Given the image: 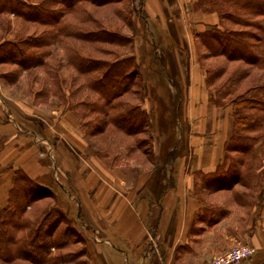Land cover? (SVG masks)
<instances>
[{
	"label": "crops",
	"instance_id": "1",
	"mask_svg": "<svg viewBox=\"0 0 264 264\" xmlns=\"http://www.w3.org/2000/svg\"><path fill=\"white\" fill-rule=\"evenodd\" d=\"M199 1L140 0L137 13L144 24L131 16L139 27L128 54L138 65L139 97L150 98L148 90L154 84L168 115L157 137L159 126H152V159L141 150L143 167L133 160L129 170L107 163L91 148L73 110L38 99L37 90L27 89L13 99L2 87H13L23 75L11 81L0 74V207L7 202L15 169L42 185L54 175L55 188L71 194L84 220L93 243L89 264H109L107 249L138 261L150 241L156 250L155 264H206L238 239L255 248L250 264H264V207L219 204L212 196L228 190L206 189L199 180L200 174L213 172L222 162L231 129L228 108L212 102L213 92L198 60L196 33L219 22L215 12L197 6ZM147 23L157 34L156 42L148 37ZM153 51L161 53L174 87L159 76ZM177 95L181 100L175 112L170 99ZM133 147L122 150L125 157L135 153L138 146ZM171 147L178 150L169 179L155 165L160 151ZM235 208L242 218L232 213ZM218 210L223 213L214 216Z\"/></svg>",
	"mask_w": 264,
	"mask_h": 264
},
{
	"label": "trees",
	"instance_id": "2",
	"mask_svg": "<svg viewBox=\"0 0 264 264\" xmlns=\"http://www.w3.org/2000/svg\"><path fill=\"white\" fill-rule=\"evenodd\" d=\"M85 1L102 6L113 0H0V12L49 27L37 35H16L13 39L0 40V64L16 67L2 76L15 81L22 71L44 66L45 56L50 53L44 47L59 36L79 32L70 23L63 22V18ZM197 6L215 12L219 19L218 24L197 32L195 43L206 84L213 92L211 100L217 106L227 107L231 118L230 134L223 146V160L213 172L200 174V184L209 190H232L238 184L241 190L234 193V202L242 206L256 204L262 208L264 0H200ZM86 34L87 40L132 47L131 37L104 27L89 30ZM67 63L81 78L76 89L69 92L70 96L75 98L77 91L87 92L76 102L84 111L77 112L75 104H67L79 119L87 116V120L80 122L83 134L101 136L109 126L127 137L146 130V112L138 104H129L124 99L129 93H140L135 87L139 82V69L132 55L107 60L80 55L74 50L67 55ZM156 131L161 133L160 126ZM50 195L46 185L32 180L20 169L14 170L7 202L0 207L2 264L17 261L65 263L71 259L69 254L52 251L66 247L73 238L84 242L83 236L71 226L59 208H45L36 219L26 216L28 206ZM221 213L223 211L219 215ZM61 222L65 227H59Z\"/></svg>",
	"mask_w": 264,
	"mask_h": 264
},
{
	"label": "rangeland",
	"instance_id": "3",
	"mask_svg": "<svg viewBox=\"0 0 264 264\" xmlns=\"http://www.w3.org/2000/svg\"><path fill=\"white\" fill-rule=\"evenodd\" d=\"M37 1V0H31ZM140 0H121L120 3L116 1L108 2L102 6H94L91 2L85 1L78 5L72 12L67 13L63 22L70 23L71 27L75 28V30H79L77 35L70 36H59L52 41V43L46 47L44 50L49 51L50 53L45 56V65L37 68H33L28 71H22L21 75L23 77L20 81L11 88L2 87L3 93L11 96V98H18L23 95V92L27 89L31 90V93L36 90L40 93L38 99L45 100L47 103L51 102L52 106L56 104L65 105L70 102L75 104L77 112L84 111V108L80 104H76L77 100L84 97L86 91H77L76 97L72 98L70 96V91L75 90L78 84L81 82V78L77 75L76 70L68 65L67 63V55L71 53V51H76L80 55H90L92 57L112 60L115 57L122 58L124 56H128L130 53L129 44L125 46H118L115 43L111 42H99L93 41L86 38V33L89 30H95L99 27H104L109 30L118 32L121 35H125L133 38V34L136 33L139 28L137 25L135 26L131 20V16L134 15L137 22L144 24V19L141 14H138V11H141V5L139 4ZM82 9V10H81ZM148 29L149 24H145ZM48 26L41 25L35 22H30L23 20L22 18L16 17L12 13L8 12H0V40L2 39H13L16 35L26 36L28 34L37 35L42 33L48 29ZM139 30V29H138ZM148 37L150 40L156 42L157 34L152 30L148 29ZM157 62V69L160 70V75L162 77H166L167 84L169 83L170 87H174L173 82L170 80V75L165 71L164 62L161 53L158 51H153L152 53ZM157 55V56H156ZM16 67L13 65H2L0 64V74H4L9 70H14ZM154 68H156L154 66ZM160 84V83H159ZM154 85V84H153ZM152 84V88L148 90L150 98H146V100L139 94L129 93L125 95V100L129 104H138L140 108H142L147 115L146 125L148 126L146 130L142 133H138L132 137L124 136L118 130L114 129L112 126H109L107 132L101 136H88L89 141L91 142L90 146L99 156H103L106 158L107 163L117 166H120L123 169L129 170L130 164H132V160L137 163V165L143 167L142 159H144V153H148V157L150 158V139L152 135L157 134L155 131L153 134L152 126L156 128L160 126V128H165V121L167 120V114L165 111V101L163 102L160 95L162 94L154 87ZM140 83L135 85L136 88H139ZM140 89V88H139ZM138 89V90H139ZM2 93V94H3ZM142 94V92H141ZM4 95V94H3ZM30 97L33 94H29ZM93 97V95H91ZM140 98V99H138ZM180 97L177 95L176 97L170 99V104L174 102V111L178 112L180 105ZM167 102V100H166ZM146 103V105H145ZM173 105V104H172ZM68 108V107H67ZM162 114L160 117L159 114ZM90 117L92 115L90 114ZM159 118H161L160 124ZM79 119V117H78ZM86 117H82L79 119V122H83L87 120ZM174 122L177 121V116L174 117ZM155 137V136H154ZM134 140V142H133ZM133 145L137 146L135 153H130L126 157L124 156L123 149L131 150ZM144 150V153L143 151ZM178 149L175 147H171L169 149H165V151H160V158L157 160V164L155 167L158 170L166 171L169 177V172L171 173V168L174 160V156ZM183 148H179V151H182ZM259 149L256 148V152ZM159 155V154H158ZM128 157V158H127ZM152 159V157L150 158ZM151 162V160H150ZM263 171H264V159H263ZM55 170L53 169V174ZM48 179H46V186L49 189L50 196L43 197L35 202H33L30 206L26 208V216L31 219H36L42 210L45 208H59L64 213L65 218L70 222L71 226L78 232L79 235L83 236L84 242L76 241L75 238L71 240V242L64 248L60 250H53V253H61V254H69L70 261L60 264H89L91 254L89 253V244H93L90 242L87 237L86 227L84 220L79 212H77L78 205L75 208V203L71 200L72 196L67 191L64 193L61 189L55 188L57 186L54 175H50ZM156 178V175H155ZM155 178L153 177V183L155 182ZM54 183V184H53ZM61 186V185H60ZM241 186L236 184L232 190L223 192H218L216 195L212 196V198L217 199L219 204H225L226 202H234V193L236 190L239 192ZM256 196V195H255ZM249 200L250 198L247 197ZM74 201V200H73ZM75 202V201H74ZM252 202V200H251ZM232 213L237 214V219L242 218L241 210L235 208ZM220 211H213L214 216L220 214ZM222 214V213H221ZM60 228L65 227V223L61 222L59 224ZM238 245H249L252 244L246 242L245 240L238 239L234 246ZM254 247V246H253ZM121 248V247H120ZM123 249V248H121ZM145 250L142 251L138 258V261L133 260L129 254H122L119 250H106L108 254L109 264H155L157 263V256L154 257L156 250L154 249L153 242H147ZM255 253V252H254ZM154 259H153V257ZM149 257H152L149 258ZM255 254L251 257L247 258L239 262V264H250V259H253ZM0 264H2L0 262ZM13 264H30L27 261H17Z\"/></svg>",
	"mask_w": 264,
	"mask_h": 264
},
{
	"label": "built area",
	"instance_id": "4",
	"mask_svg": "<svg viewBox=\"0 0 264 264\" xmlns=\"http://www.w3.org/2000/svg\"><path fill=\"white\" fill-rule=\"evenodd\" d=\"M255 248L249 245H238L229 248L220 255L212 258L206 264H239V262L251 257Z\"/></svg>",
	"mask_w": 264,
	"mask_h": 264
}]
</instances>
